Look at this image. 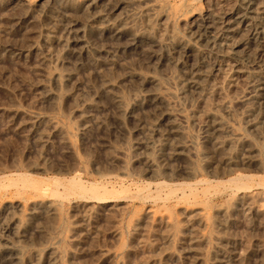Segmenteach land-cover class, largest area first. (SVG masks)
I'll list each match as a JSON object with an SVG mask.
<instances>
[{"label": "rangeland", "instance_id": "obj_1", "mask_svg": "<svg viewBox=\"0 0 264 264\" xmlns=\"http://www.w3.org/2000/svg\"><path fill=\"white\" fill-rule=\"evenodd\" d=\"M148 1L97 0L74 11L55 0L0 4V178L21 183L36 176L29 179L48 183V195L58 188L51 184L55 178L69 182L73 176L87 192L95 190H88L89 184L104 187L108 194L97 191L103 198L116 191L102 202L90 198L97 192L68 194L72 185L54 181L61 184L60 199L58 190L48 199L58 209L27 222L19 264H28L35 251L41 254L38 264H46L53 246L63 264H264V102L258 113H245L239 94L250 90L246 77L231 71L229 58L196 44L208 77L203 91L195 92L184 86V73L195 63L187 55L148 39L88 33V28L122 24L134 26L140 36L153 32V39L165 43L173 35L187 36L186 22L200 13L220 17L216 25L222 29L241 0H158L163 11L147 15ZM257 8L264 9V0H257ZM243 30L236 40L247 34ZM249 47L253 65L264 70V34ZM131 73L155 75L163 84L145 85ZM56 74L65 81L59 91L50 81ZM153 93L168 96L170 105L145 101L138 106L139 96ZM114 94L124 97L127 112H121ZM224 120L256 151L237 142L219 149L218 143L234 136L213 133L210 123ZM183 143L190 147L180 157L175 148ZM232 152L237 153L232 165H225ZM241 176L253 179L235 186L232 181H242ZM4 220L0 238L13 241L17 235L2 227ZM3 244L0 264H9L11 254Z\"/></svg>", "mask_w": 264, "mask_h": 264}, {"label": "bare ground", "instance_id": "obj_2", "mask_svg": "<svg viewBox=\"0 0 264 264\" xmlns=\"http://www.w3.org/2000/svg\"><path fill=\"white\" fill-rule=\"evenodd\" d=\"M4 1L5 0H0V4L2 5V2H4ZM55 1L57 3L59 2L61 4H65L68 7V9L70 8V9H72L74 11V10H82L84 7H86V5L88 3L89 4H93L97 0H89V1H86V0H55ZM101 4H104V3H101ZM145 5H146V8H145L146 11L145 12H146L147 15L150 13V11L152 12V11L158 10V9L162 10L165 7L164 5H163L164 7L161 6V5H158V0H149L147 2V4L145 3ZM188 6H190V5H188ZM238 7H237L238 9L235 12V15H234L233 19L231 18L232 20H230V21L228 20V23H226V24L224 23L225 26L223 28L221 27L222 29L218 28L217 25H216L217 22H218V19L220 17L217 19V17L214 14H212V13H210V14L209 13H207V14L200 13L198 15V17H196V19H194L193 21L191 20V21L186 22V29L185 30H186L187 36H183L182 37V36H178V35H173L171 37V39H169L165 43L162 42L161 40L153 39L154 38L153 32H152L153 35L151 34V32H148V33H145V34L140 36L138 34L137 29L134 26H125V25L123 26L122 24L121 25L120 24L119 25L116 24V25H111V26H107V27H92L90 30L88 28L89 32L88 31L87 32L89 33V35L90 34H92V35L94 34L95 36H96V33L97 34H104V35L106 33H108V34L112 33L117 38H122V37L124 38L126 36V37L132 39L133 41H136V40H139V39H141V40L142 39H148L149 41L150 40L153 41V44H155L157 46H160L161 48L166 47L167 50L170 49V48L174 49L176 52L181 53L180 56H182V54L183 55H187L188 58L191 59V61H194L195 63L193 64V66H191V69H188L184 73V76H185V79H184L185 84H184V86H187V87L191 88L190 90L193 89V91L199 92V93L202 92L203 89H204V83L206 81V78L208 77V72L206 71L208 66H207L206 62L203 60L202 54H201V52L198 49L196 44H205L212 51H214L217 54V56L220 57L221 59L229 58L230 60L233 61V66H232V70L231 71H234V73L235 72L236 73H241V74H243V76L246 77V79L248 81V84H250L249 85L250 86V90L249 89H248V91H245V90L242 91L241 90L242 92L239 94V98L247 105V108L245 109V113L249 114V115H253V114L258 113V109H257L258 105L264 102V70L263 69L257 70L258 67L255 68V66L253 65L256 62H255L254 58L252 57V55L250 54L251 51L249 50V48H250L249 45L254 40H257V38H259L262 34H264V9L263 8L262 9L261 8H257V0H241V3H240V5ZM89 9H93V8H89ZM179 10H180V8L178 6L173 9V11L175 13L180 12ZM83 12L84 11H82V13ZM91 12H92V10H91ZM189 12H191V11H189ZM155 13H158V11H156ZM165 17H167V15ZM102 19H104V17ZM75 22H73V23H75ZM118 23H119V21H118ZM152 24H154V22H152ZM218 26H219V24H218ZM75 27H73V29ZM77 27L81 28L80 25L77 26ZM216 27L219 30H221V31L217 32L216 31ZM244 28H247V30H248V31L246 30L247 34L242 39H240L241 37L239 35H241V33L244 31L243 30ZM82 33L80 32L79 34H82ZM108 34H106V35H108ZM89 35H86V36H89ZM157 37H158V35H157ZM237 37H240L238 39L239 41L236 40ZM117 38H116V40H117ZM53 39H54L53 35L50 34V35L47 36V41H51ZM141 40H139V41H141ZM84 51H85L84 48H82V52H84ZM252 65H253V67H252ZM178 66H180L183 70H186V68H185L186 66H184L183 64H178ZM187 66H188V64H187ZM245 77H243V78L245 79ZM130 78H134L137 81H140V82H142L145 85H147V84L150 85V86L152 85V86H154L156 88H160L162 86V84H163L162 81L158 77H156L155 75H144L142 73H131ZM50 81L53 82L55 91H59V89L62 88L63 83L65 82L63 80V76L59 75V74L53 75L50 78ZM107 88L109 89L110 93H113V90L115 89V86L111 82H109V83H107ZM246 90H247V88H246ZM236 91H238V90H236ZM53 95H54V93H53ZM236 95L237 94H235V96ZM114 98L116 99L121 112H127V110H128L127 106L128 105L125 102L124 97L114 94ZM145 101H149V102H152V103H162V104H165L166 106L170 105L169 97L168 96H164V95L159 94V93H153V94L148 95L147 97L145 96L144 98H141L139 96L138 100H137L138 106L142 107L145 104ZM225 103H224V108L226 109L225 110L226 113L227 112L228 113L231 112V110H232L231 103L232 102L228 101L226 104ZM211 114L213 116H215L217 113L216 114L215 113H211ZM169 119L170 118H168V120ZM214 119L216 120V118L214 117L212 119V121ZM170 122H173V121H170ZM224 122L225 123H223L222 121L221 122L210 123V124H213L212 126H210L213 133L221 132V134H223L222 132H226V133H231L234 136V138H231L229 140H225L224 142L218 143L217 146H219V149L224 150V149H227V148H232L235 145L236 142L238 144L245 145V147L248 146L251 150H255L256 149V145H254V143L252 141L243 140L236 133V129L233 126L229 125L228 123L226 124L225 120H224ZM172 127H173V129L175 131L180 132L181 128L179 126L172 125ZM226 133H224V134H226ZM178 134L180 135V133H178ZM182 136H183V138L185 137L184 134ZM190 143L192 144L191 147L194 148L193 145H194L195 142H193L192 139H191ZM188 147H190V146L184 145V143H183L182 145L177 146V148H175V151L177 152L178 155H180V157L187 156L186 155V150H187ZM167 148H168V146H167ZM194 149H196V148H194ZM244 151L245 150H243V152ZM157 152H158V150H157ZM236 154H237L236 152H232L229 156L226 155L227 157L225 159V161H226L225 165H226V163L229 166L232 165ZM192 156H194V155H192ZM195 156H196V154H195ZM261 160H262V157H261ZM263 163L259 162V164H258V162H257V164L260 165V166H262ZM211 165H212V163H211ZM26 175H24V176H26ZM18 176L17 177L13 176V177L18 178ZM27 176H29V175H27ZM30 176H32V175H30ZM263 176H259V177L261 178ZM35 177L34 176L33 177H24V178H26V180H23V182H21V183L19 181H16L17 182L16 183L15 180H13V183H11V181H12L11 178L12 177H10L11 180L8 179V177H7L8 180H6V177L5 178L3 177L4 179L0 178V218H2V219L4 218L5 219L3 221V223H2V227L4 229H7L9 232L13 233V235L14 234L17 235V238L15 240H13V241H11V240H3V239L0 238V242L4 243L3 247L6 248L9 251V253L11 254V256L9 255L10 256L9 262H8L9 264H19V262L21 261V257L23 255V250H22V246H20V242H22V240H24V238H25V235H26V232H27L26 229H25L26 226H27L26 225L27 222H29V221L31 222L33 220H37L41 216V214H43V212L56 211L58 209L56 203L52 202L53 200L50 201L48 199L49 198L48 196H50L51 194H54L53 192H56L59 189V187L61 186V184H60L61 182L59 181L60 178L58 179V181L60 182L59 184L54 183V181H56L57 178H55V180H53V183H51V184L53 186L55 185V187L58 186V188L57 187H56L57 189L54 188V189H56L54 191L53 188L49 187V189L53 190V191L51 192V194H50V191H49L50 195H48V187H47L48 183H47V185H44V183H41V181L40 182L37 181V179H34V180L29 179V178L33 179ZM74 177L75 176H73V179L71 178V180L69 179V182L66 181V180L62 181V179H60L62 181V183L65 182V181H66L65 183L68 182L67 185H69V186L72 185V188H74V189H70V192H69V191L66 190L69 187L64 186L63 184H62V186L64 187V190H66L65 191L66 194H67V192H69L68 194H70V193L73 194L74 192L77 193L79 191L78 194L80 193L79 196H81V192H84V191L87 192L86 189L88 187L86 188L87 185L84 184L85 185L84 186L83 182L82 183H78L80 180H77V182H76V179ZM251 177L252 176H247V177L245 176L243 178L241 176V180L242 179H246L247 182L246 181L243 182V180L238 182L237 180H240L239 177H238V179L236 178L237 179L236 182H238V183H234L233 181H232V183L234 185L238 184L237 186H239V184L241 182H243V185L244 184L247 185V183H248V179L247 178L251 179ZM21 178H19V179H21ZM257 178H258V176H257ZM27 179L29 181H27ZM252 179H253V177H252ZM262 179L263 180L260 183L264 184V177ZM8 181H10V182H8ZM20 181H22V179ZM58 181H56V182H58ZM259 181H261V179ZM69 183H71V184H69ZM260 183H259V185L263 186V184H260ZM94 185H98V184H94ZM160 185H162V184H160ZM88 186L90 187L88 190L91 189V191L94 190L93 188H95V190L98 188L97 186L94 187L91 184H89ZM91 186H92V188H91ZM241 186H242V183H241ZM65 187H67V188L65 189ZM100 188H102L101 190L105 189L104 187L99 186V190H100ZM246 188L249 189L248 187H245V186L243 187V189H246ZM262 188H264V186ZM243 189H241V190L243 191ZM72 190H75V191L71 192ZM95 190L92 191V193L90 191H88V192H90V194L92 195L93 193H96L97 191H99V190H96V191ZM114 191L115 190H113L112 193ZM86 192H84V193H86ZM105 192H106V194H108L107 193L108 191L104 190L103 193H105ZM97 193H99V192H97ZM97 193H96V195H97ZM112 193L110 191V196L107 195L108 198H107V196H105L106 198H103L102 193H101V195L99 193L100 196L99 195L96 196L95 194H93L95 197H90V196H87V197L95 198L96 201L99 200V201L103 202L104 199L114 198L113 196L111 197V195H114ZM114 193H116V191ZM57 194L60 195L59 190L57 191V193H55L57 198H59V195H57ZM78 194H76V195H78ZM86 194H84V195L86 196ZM55 195L54 196H50V197L54 198ZM181 195H182V193H181ZM82 196H83V193H82ZM80 198L82 199V197H80ZM11 233H9V234H11ZM1 248H2V246L0 247V249ZM58 252H57V248L56 247H54V246L51 247L50 256H49V259L46 260V261H48L46 264H63L62 255L60 253H58ZM40 258H41L40 252L39 251H35V252H33L32 257L27 259V260H29L27 262H29L28 264H36V263L38 264V262L40 261Z\"/></svg>", "mask_w": 264, "mask_h": 264}]
</instances>
